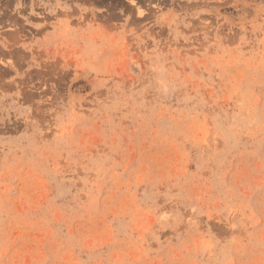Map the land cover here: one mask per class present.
<instances>
[{"label": "rangeland", "instance_id": "rangeland-1", "mask_svg": "<svg viewBox=\"0 0 264 264\" xmlns=\"http://www.w3.org/2000/svg\"><path fill=\"white\" fill-rule=\"evenodd\" d=\"M0 264H264V0H0Z\"/></svg>", "mask_w": 264, "mask_h": 264}]
</instances>
